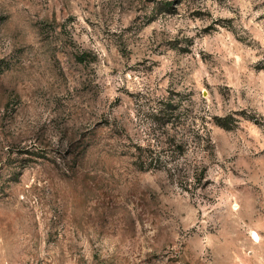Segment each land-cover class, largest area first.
<instances>
[{
	"label": "rangeland",
	"instance_id": "rangeland-1",
	"mask_svg": "<svg viewBox=\"0 0 264 264\" xmlns=\"http://www.w3.org/2000/svg\"><path fill=\"white\" fill-rule=\"evenodd\" d=\"M170 1L0 0V264H264V0ZM168 102L196 188L134 163Z\"/></svg>",
	"mask_w": 264,
	"mask_h": 264
},
{
	"label": "trees",
	"instance_id": "trees-1",
	"mask_svg": "<svg viewBox=\"0 0 264 264\" xmlns=\"http://www.w3.org/2000/svg\"><path fill=\"white\" fill-rule=\"evenodd\" d=\"M174 1H170L168 6ZM168 107V110L159 109L154 113V134L150 133L144 143L140 141L134 145V163L144 170H166L181 187L196 188L207 171L204 158L213 149L211 134L204 116H201V122L195 120L190 124L187 112H178V106L172 102H168ZM192 125H195L194 129ZM158 128L162 130L155 134ZM190 149L196 152L193 161L187 156L183 159Z\"/></svg>",
	"mask_w": 264,
	"mask_h": 264
}]
</instances>
